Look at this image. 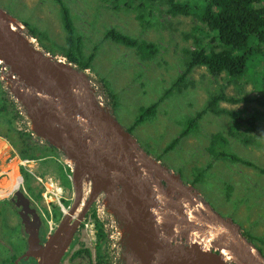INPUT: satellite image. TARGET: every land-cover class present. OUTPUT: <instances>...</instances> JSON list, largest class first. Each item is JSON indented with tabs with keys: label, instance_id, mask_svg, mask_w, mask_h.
Wrapping results in <instances>:
<instances>
[{
	"label": "rangeland",
	"instance_id": "obj_1",
	"mask_svg": "<svg viewBox=\"0 0 264 264\" xmlns=\"http://www.w3.org/2000/svg\"><path fill=\"white\" fill-rule=\"evenodd\" d=\"M63 1L70 11L76 36L82 40L85 56L95 55L91 69L86 74L90 81L98 83L107 91L111 103L109 109L120 125L131 131L140 146L153 158H161L160 161L180 175L186 184L194 186L200 199L210 203L221 216L230 218L239 225L242 233L246 237L251 236V243L264 255V123L258 124L255 129L249 126L239 128L240 125L234 124L229 116L208 113L198 125L189 130L190 136L182 137L188 131V120L207 108L212 96L222 89H225L228 96L236 98L247 94L256 96L258 93L254 92L252 82L246 79L228 81L224 74L214 78L205 67H195L184 82L164 99L187 70V52L196 49L194 38L190 37L191 34L198 35L192 33L200 25L195 17L170 14L165 2L155 5L152 1L151 6L135 11L128 7L133 0ZM189 1H199L200 5L202 2ZM0 6L23 25L26 35L36 37V45L42 50L47 51L43 48L45 45L58 53L57 47L65 45L63 13L54 0H0ZM140 15L143 21L139 19ZM111 30L140 42L152 43L158 53L153 56V49L128 48L114 42L108 37ZM0 86L2 96L15 105L13 115L17 119L14 121V128L26 132L28 122L18 116L22 114L14 97L7 93L3 84ZM179 88L182 91H178ZM162 98L164 101L159 104L156 117L133 129L142 110L160 102ZM219 106L231 111L251 108L243 103H220ZM23 124L25 130L22 129ZM218 135L222 137L219 154L221 151L235 154L252 162L257 168L223 159L222 155L219 158L211 155L208 148ZM244 136L253 140L251 145L243 143ZM179 137L182 139L178 147L172 152L164 153V149ZM36 141L41 145L40 141ZM16 152L7 140L0 137V192L4 195L0 200L14 197L17 191L24 190L26 193L32 190L34 194H38L32 197L38 198L37 208L45 215L50 212V208L58 205V196H61L60 208L73 203L72 182L71 187L66 188L58 178L59 167L65 168L61 151L54 148L47 151L48 157L42 154L40 157L45 158L29 163L26 162L28 160H21ZM51 157L53 158L50 159ZM14 166L21 183L16 189H8V175L13 171L10 167ZM25 172L30 175L28 180ZM66 173L71 181L70 172ZM93 205L88 213L93 211ZM11 210L7 211L11 215L9 222L7 216L4 218L7 228L3 233L5 238L2 239L7 245L8 240L10 241V249L4 247L0 239V256L3 258L0 264H12L17 256V247L22 246L20 235L17 234L18 228H14L19 220L13 217ZM50 225L52 223L49 222V229ZM83 228L82 224L77 232L78 241L74 250L81 252L76 255L73 263L93 264V261L96 264V240L82 235ZM105 231L110 254H116L115 258L118 257L125 264V249L121 237L120 240L111 241L106 229ZM85 250H89L90 254L82 252Z\"/></svg>",
	"mask_w": 264,
	"mask_h": 264
},
{
	"label": "water",
	"instance_id": "obj_2",
	"mask_svg": "<svg viewBox=\"0 0 264 264\" xmlns=\"http://www.w3.org/2000/svg\"><path fill=\"white\" fill-rule=\"evenodd\" d=\"M10 18L20 31L12 28ZM31 40L0 6V60L19 76L7 87L26 111L34 135L74 163L73 203L45 246L35 224L30 223L31 229L26 225L27 260L60 264L94 201L103 195L121 228L125 264H264V255L239 225L200 199L194 186L153 158L111 110L100 107L87 72ZM20 85L27 87L21 91ZM86 184L91 193L84 199ZM14 197L29 202L22 191Z\"/></svg>",
	"mask_w": 264,
	"mask_h": 264
},
{
	"label": "trees",
	"instance_id": "obj_3",
	"mask_svg": "<svg viewBox=\"0 0 264 264\" xmlns=\"http://www.w3.org/2000/svg\"><path fill=\"white\" fill-rule=\"evenodd\" d=\"M54 1L62 9L63 29L66 34L65 45L57 47L58 53L54 52V48L51 49L45 45H43V48L52 56L65 58L68 63L76 66L77 69L85 73L91 69L95 55L85 56L81 45L82 40L76 36L69 9L65 6L63 0ZM152 1L155 5L165 2L169 6L168 13L177 16H193L200 23V25H197L195 31L192 32L198 35H190V37L194 38L196 49L187 52L189 55L187 70L164 99L184 82L185 77L195 67H205L208 73L214 78H219L224 74L228 81L243 79L251 81L254 86V92L258 93L256 96L247 94L241 98H236L228 96L225 93V89H222L220 93L211 97L207 108L199 112L197 116L188 120V131H185L182 137L186 138L190 136L191 132L189 130L193 126L198 125L204 115L208 113L229 116L233 119L234 124L240 125L239 128L249 126L255 129L258 124L264 123V0H202L201 5L199 1L192 3L189 0L188 2L185 0H133L128 7L135 11H141L143 10L142 7L151 6L150 2ZM139 19L143 21L141 15ZM108 37L114 42L128 48L153 49V56L158 53L154 44L140 42L137 39L120 34L115 30H111L108 33ZM33 38L36 37L33 35ZM178 91H182V88H179ZM105 93L108 96L107 91ZM164 99L162 98L160 102L147 109H143L134 123L133 129L148 120L154 119L158 106ZM220 103H243L245 106L251 107V110L245 108L243 110L231 111L219 106ZM14 108L15 105L1 94L0 136L9 141L22 159L39 160L45 158L40 157L42 154L48 157L49 153L47 151H52L54 148L47 146V144L44 146L39 145L33 139L30 130L24 132L14 128V121L17 119L13 115ZM181 139V137L176 138L164 149V153L174 151L178 147ZM221 140L222 137L219 135L213 138L211 146L208 148V152L211 155H214L215 158H219L222 155L224 156L223 159L238 162L247 167L257 168L252 162L244 160L235 154H226L223 151L219 154V143ZM242 141L246 145H251L253 140L244 136ZM158 160L162 159L158 158ZM24 174L28 180L30 175L26 172ZM58 175L62 186L70 188L71 181L62 166L59 167ZM193 184L195 185L196 182H193ZM30 192L34 194L32 190ZM1 196L4 197L3 193L0 194ZM59 215L62 216L60 208L57 212V216ZM96 227L98 230L95 247L96 264H113V256L110 254L111 251L109 252V244L104 226L100 221H97ZM247 238L252 242L250 240L251 236H247ZM86 252L90 254L89 250H86Z\"/></svg>",
	"mask_w": 264,
	"mask_h": 264
},
{
	"label": "flooded vegetation",
	"instance_id": "obj_4",
	"mask_svg": "<svg viewBox=\"0 0 264 264\" xmlns=\"http://www.w3.org/2000/svg\"><path fill=\"white\" fill-rule=\"evenodd\" d=\"M22 129L25 130V124L22 125ZM52 158L53 157H51L50 159H52ZM46 160H47V158L44 159L43 161H46ZM35 195H38V194H36V193L32 194L30 191H26V198L29 200L28 203H26L24 200H20V201L18 199L16 200V198L13 196L8 197V198L3 199V200H0V239H1V241L3 238H5L3 233L5 231V228H7L5 225L4 218H6V216H7V220L9 222V217L11 216V215H8L7 211L12 209L11 212H13V217H16L19 220V223L17 225H15L14 228H16V229L18 228L17 234L20 235L19 239L22 242V246L17 247V256L14 257L15 258L14 261H16V263H14V261H13L12 264H38V260H36L35 258L31 257L29 260H27V257H26V254L29 250V235L27 234L26 225L29 227V229H31L32 226L30 223L35 224V226H33V228L39 234L40 244L42 246H45L48 243L51 236H53L54 233L58 230L59 225H60L61 221L63 220L64 214H62V216L60 218H59V216H57V211L60 208L59 206L55 205L52 208H50V212L47 215H45L42 210L37 208V207H39V205L37 203L38 198H32ZM69 205H71V203ZM19 206L23 210L19 209ZM61 211H62V209H61ZM22 212H23V214L21 216ZM3 213H4V215H3ZM49 222L52 223V227H53L52 230H50L48 227ZM10 227H12V226H10ZM80 228H81V226L78 228L77 232L80 231ZM77 232L73 238V241H72L70 247L68 248L64 257L62 258L60 264H77V263H73V261L74 262L76 261L75 260L77 258L76 255L80 251V250L79 251L74 250L76 243L78 241V233ZM9 242L10 241L8 240L9 245H7L5 241L4 242L2 241L3 246L10 249V247H9L10 243ZM84 252H86V250ZM2 259L3 258L0 256V260H2ZM95 260H96V257L94 258V261ZM92 263L94 264L93 261H92Z\"/></svg>",
	"mask_w": 264,
	"mask_h": 264
},
{
	"label": "built area",
	"instance_id": "obj_5",
	"mask_svg": "<svg viewBox=\"0 0 264 264\" xmlns=\"http://www.w3.org/2000/svg\"><path fill=\"white\" fill-rule=\"evenodd\" d=\"M18 80H19L18 76L12 72V69L8 65L0 61V81L2 82L3 86H5V88L8 89L7 85L9 83L13 84L18 82ZM18 88L21 90L22 85H20ZM90 88L95 96L96 102L100 105V107L109 109V107H111V103L103 87L94 81H90ZM16 106H18L17 108L22 115H27L21 103H18V105ZM27 119L24 118L26 122H28ZM71 170H72V166H71ZM69 177L72 180V176ZM86 193L90 195L91 193L90 185L88 186L84 185V194ZM102 198H104L103 195L98 197L96 201H94L93 211L87 213L86 217L84 218L82 222L84 226L82 230V235L84 236L87 235L88 237H91V239L95 238V240H97L98 230L96 224L97 221H100L103 224V226L105 225L104 227L107 230L111 241H117L118 239L120 240L121 237L120 225L117 219L108 212ZM58 200H59V196H58ZM96 203L97 205L95 206ZM50 229L52 230L51 225H50ZM115 255L113 256V264H122L121 260H118V257L115 258Z\"/></svg>",
	"mask_w": 264,
	"mask_h": 264
},
{
	"label": "bare ground",
	"instance_id": "obj_6",
	"mask_svg": "<svg viewBox=\"0 0 264 264\" xmlns=\"http://www.w3.org/2000/svg\"><path fill=\"white\" fill-rule=\"evenodd\" d=\"M10 22H11V26H12V28L14 29V30H16V31H20V26L16 23V21L14 20V19H12V18H10ZM31 42H34V44L36 45V41H35V39L34 40H31ZM37 46V45H36ZM38 47V46H37ZM1 62H3V63H5L3 60H0ZM6 65H8L7 63H5ZM9 66V65H8ZM10 67V66H9ZM11 68V67H10ZM18 76V75H17ZM18 78H19V76H18ZM0 84H2V82L0 81ZM27 86L26 85H22V88H21V91H24L25 90V88H26ZM7 93H10L13 97H14V99H15V101H16V103H17V105H18V103H20L19 102V99L15 96V94L13 93V92H11L10 90H8L7 89ZM18 107V106H17ZM18 116H21V117H23V118H26L27 119V115H18ZM33 137V136H32ZM5 139V138H4ZM33 139L34 140H37V138L36 137H33ZM6 140V139H5ZM8 141V140H7ZM9 142V141H8ZM3 157V156H2ZM25 160H28V161H26V162H28L29 163V161H32V160H29V159H25ZM74 164V163H73ZM13 166V165H12ZM13 171L8 175V178H9V180H7V186H8V189H16L17 188V185H19L20 183H21V179L19 178L20 176H19V174L17 173V168H16V166H14V167H10ZM4 182V181H3ZM87 186H88V184H86ZM0 194H1V192H0ZM89 195L86 193V194H84V199H87V197H88ZM29 198V197H28ZM103 199V201L105 200V198H102ZM105 204V203H104Z\"/></svg>",
	"mask_w": 264,
	"mask_h": 264
},
{
	"label": "clouds",
	"instance_id": "obj_7",
	"mask_svg": "<svg viewBox=\"0 0 264 264\" xmlns=\"http://www.w3.org/2000/svg\"><path fill=\"white\" fill-rule=\"evenodd\" d=\"M28 120V127H27V131L28 130H30V132L32 133V136L33 137H36V135H34V133L32 132V130H31V128H32V123H31V121L29 120V118L27 119ZM26 131V132H27ZM37 138V140L38 141H40V143H41V145L42 146H44V142L48 145V143L44 140V139H41V138H38V137H36ZM36 141V140H35ZM37 142V141H36ZM49 147H52V146H50V145H48ZM53 148V147H52ZM17 153V152H16ZM18 154V153H17ZM18 156H19V154H18ZM63 157H64V161H65V168L64 169H66L65 170V172H70V176H72V171H73V168H74V164L71 162V161H69V160H67V158L64 156V155H62ZM20 157V156H19ZM20 159L21 160H25V159H22L21 157H20ZM71 166H72V170H71ZM40 181H42V179L40 178L39 179ZM71 182H72V180H71ZM25 195H26V193H25V191L24 190H21ZM61 201V196H59V200H58V205L57 206H59V202ZM70 206V205H69ZM69 206H67L66 208H61L62 209V214H64L67 210H68V208H69ZM60 207V206H59ZM66 209V210H65ZM81 225H82V223H81Z\"/></svg>",
	"mask_w": 264,
	"mask_h": 264
},
{
	"label": "crops",
	"instance_id": "obj_8",
	"mask_svg": "<svg viewBox=\"0 0 264 264\" xmlns=\"http://www.w3.org/2000/svg\"><path fill=\"white\" fill-rule=\"evenodd\" d=\"M1 94H3V92H2V88H0V95H1ZM0 137H1V136H0Z\"/></svg>",
	"mask_w": 264,
	"mask_h": 264
}]
</instances>
